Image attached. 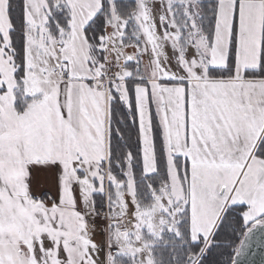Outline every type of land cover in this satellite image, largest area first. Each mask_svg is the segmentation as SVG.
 <instances>
[{
  "label": "snow or ice",
  "instance_id": "snow-or-ice-1",
  "mask_svg": "<svg viewBox=\"0 0 264 264\" xmlns=\"http://www.w3.org/2000/svg\"><path fill=\"white\" fill-rule=\"evenodd\" d=\"M257 234L264 0H0V264H241Z\"/></svg>",
  "mask_w": 264,
  "mask_h": 264
},
{
  "label": "water",
  "instance_id": "water-1",
  "mask_svg": "<svg viewBox=\"0 0 264 264\" xmlns=\"http://www.w3.org/2000/svg\"><path fill=\"white\" fill-rule=\"evenodd\" d=\"M239 259L241 264H264V237L254 236L249 242L248 252Z\"/></svg>",
  "mask_w": 264,
  "mask_h": 264
},
{
  "label": "trees",
  "instance_id": "trees-1",
  "mask_svg": "<svg viewBox=\"0 0 264 264\" xmlns=\"http://www.w3.org/2000/svg\"><path fill=\"white\" fill-rule=\"evenodd\" d=\"M235 244H237V245L239 244V239L235 240Z\"/></svg>",
  "mask_w": 264,
  "mask_h": 264
}]
</instances>
